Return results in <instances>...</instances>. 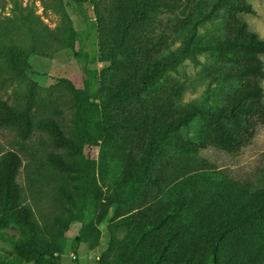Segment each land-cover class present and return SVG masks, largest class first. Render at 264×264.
Wrapping results in <instances>:
<instances>
[{
    "label": "rangeland",
    "instance_id": "374dc122",
    "mask_svg": "<svg viewBox=\"0 0 264 264\" xmlns=\"http://www.w3.org/2000/svg\"><path fill=\"white\" fill-rule=\"evenodd\" d=\"M83 1L101 85L90 143L81 16L0 0V217L33 221L60 264H264V50L249 45L264 0H193L183 18L182 0ZM11 251L0 238V264H25Z\"/></svg>",
    "mask_w": 264,
    "mask_h": 264
},
{
    "label": "trees",
    "instance_id": "16d2710c",
    "mask_svg": "<svg viewBox=\"0 0 264 264\" xmlns=\"http://www.w3.org/2000/svg\"><path fill=\"white\" fill-rule=\"evenodd\" d=\"M184 0H182L183 2ZM196 1V0H195ZM194 1V2H195ZM69 5L74 12L81 16L82 21L86 25L85 31L80 39V47L75 54L76 59L84 63L85 81L83 88L76 91L77 101L80 109V122L82 131L88 143L92 140V132L99 130L102 126V121L99 117L93 115V106L100 98L101 85L98 78L92 75L87 65L95 62L97 58L96 42H95V27L92 18L84 7L83 0H69ZM183 3L178 6H173L174 9H181ZM247 12H252L250 7H244ZM251 47L264 50V42L257 38L256 34H252V39L249 41ZM8 62L22 70H30L31 64L28 55L16 48H9L5 51ZM256 74L264 78V72L256 69ZM258 89L261 88L258 86ZM50 132L52 133L56 144L59 147H75V143L67 139L59 127L52 123ZM18 188V187H16ZM86 194V192H85ZM86 198V196H85ZM73 218L67 221H62L66 224L71 223ZM9 230H13L14 233ZM38 228L33 221H25L22 224L10 225L4 218L0 217V238L12 245V255L17 256L25 264H60L59 258L53 249L37 239L36 235Z\"/></svg>",
    "mask_w": 264,
    "mask_h": 264
},
{
    "label": "crops",
    "instance_id": "0c3cea01",
    "mask_svg": "<svg viewBox=\"0 0 264 264\" xmlns=\"http://www.w3.org/2000/svg\"><path fill=\"white\" fill-rule=\"evenodd\" d=\"M192 1L193 0H184L183 7L176 11V14L178 15V17L183 18L187 14V12L189 10V7H190V4L192 3Z\"/></svg>",
    "mask_w": 264,
    "mask_h": 264
}]
</instances>
